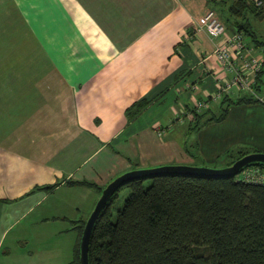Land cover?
Wrapping results in <instances>:
<instances>
[{"label": "crops", "instance_id": "1", "mask_svg": "<svg viewBox=\"0 0 264 264\" xmlns=\"http://www.w3.org/2000/svg\"><path fill=\"white\" fill-rule=\"evenodd\" d=\"M218 6L210 0H0L4 259L28 241L25 218V227L47 229V241L57 237V222L75 230L87 219L99 193L68 185L69 179L104 187L132 169L219 168L227 164L219 166V156L229 150L264 152V89L259 102L231 105L223 120L197 131L199 158L184 149L189 136L183 110L208 98L216 101L213 94L233 75L214 49L236 33L234 28L225 24L222 35L212 38L202 25L208 11L220 19ZM63 39L65 49L55 48ZM171 93L175 101L161 121L158 106ZM143 97L150 104L126 117L125 109ZM17 225L13 246L2 249ZM39 257L47 260L41 252Z\"/></svg>", "mask_w": 264, "mask_h": 264}, {"label": "trees", "instance_id": "2", "mask_svg": "<svg viewBox=\"0 0 264 264\" xmlns=\"http://www.w3.org/2000/svg\"><path fill=\"white\" fill-rule=\"evenodd\" d=\"M210 1L219 5L224 25L246 41L247 49L241 52L263 62L251 91L240 89L235 96L223 92L216 101L206 99V106L199 110L185 107L182 119L187 137L210 121L223 120L231 105L259 102L258 93L264 89V38L253 24L264 20V0ZM150 102L146 97L134 101L125 109L126 117L136 116ZM184 149L199 158L195 141L185 142ZM251 152L255 150L227 151L223 154L226 166ZM246 168L264 170V163L253 162L241 170ZM240 171L224 176L158 174L128 180L110 196L93 224L88 264H264V184L244 181ZM146 180L149 184L144 185ZM66 183L94 188L99 195L105 187L88 180ZM124 188L129 193L119 205V192ZM85 221L75 227L79 238L70 264H79Z\"/></svg>", "mask_w": 264, "mask_h": 264}, {"label": "rangeland", "instance_id": "3", "mask_svg": "<svg viewBox=\"0 0 264 264\" xmlns=\"http://www.w3.org/2000/svg\"><path fill=\"white\" fill-rule=\"evenodd\" d=\"M124 21L132 22L133 19H124ZM253 24L259 35L264 38V20L262 22L254 21ZM129 36L130 35L126 34L125 38L127 39ZM76 43L77 41L75 40V44ZM60 45L63 46L65 49L66 43L64 39L61 40V42H57L56 44L54 43V47L57 49H59ZM74 51L76 54L77 51ZM174 98L175 97L173 96V94H167V97H165L164 100L159 104L158 108L163 110L161 121H164L166 114L169 113V105L171 102H173ZM166 100L167 104L165 106ZM193 139H195L194 135H191L187 138L189 143H191ZM223 160H225V157L222 155V157L219 158V166L222 165L221 161ZM147 184H149L148 180L144 182V185ZM128 193L129 190L126 188L122 189L119 192V205L122 204L124 198L128 195ZM48 201H50L49 198L45 201V203ZM28 219H30L29 216ZM25 221L26 218L23 222V234H26V239L28 241L20 243L18 245L19 247L15 249L14 253H12L9 258L4 259L2 252H0V264L3 260L5 261L4 264H70L72 262V260L74 259V248L78 242L79 235L76 229H71L70 223H65L61 221L57 222L56 225L59 231L57 237L51 238L50 241H47V239L44 238V235L47 236L48 233L46 231V228H42L43 226L35 228L33 226L25 227ZM18 227L20 226L17 225L14 230L8 233L2 249L8 246H13V242L11 241V239H13L14 234L20 233L18 232V230H20L18 229ZM69 229H71L72 231ZM37 232H40V241L38 240ZM40 252L43 253V255H46L47 260L39 257Z\"/></svg>", "mask_w": 264, "mask_h": 264}, {"label": "built area", "instance_id": "4", "mask_svg": "<svg viewBox=\"0 0 264 264\" xmlns=\"http://www.w3.org/2000/svg\"><path fill=\"white\" fill-rule=\"evenodd\" d=\"M259 3V1L257 0ZM202 25L212 38L222 35L225 30L224 23L216 16L214 11H208L202 20ZM199 29V27H198ZM223 44L214 49V55L224 67V70H231L232 77L223 80L218 87V91L213 94V98H219L223 92L231 90H252L251 83L255 72L259 70L263 59L260 57H246L241 51L246 50L245 43L240 33H235L232 37L226 38ZM206 106L205 102L198 101L195 104L197 110ZM239 177L244 181L264 184V170L256 168H246L240 171Z\"/></svg>", "mask_w": 264, "mask_h": 264}, {"label": "water", "instance_id": "5", "mask_svg": "<svg viewBox=\"0 0 264 264\" xmlns=\"http://www.w3.org/2000/svg\"><path fill=\"white\" fill-rule=\"evenodd\" d=\"M253 162L264 163V152L255 151L245 154L241 158L234 161L231 165L219 168L202 165L168 164L156 167L132 169L118 175L103 188L93 209L85 221L80 238L79 264H88V243L93 224L98 214L110 196L128 180L139 177H150L158 174H189L198 176L236 175L245 165Z\"/></svg>", "mask_w": 264, "mask_h": 264}]
</instances>
